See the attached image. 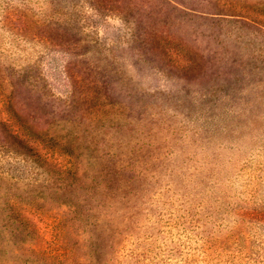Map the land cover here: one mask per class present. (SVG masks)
<instances>
[{
  "label": "rangeland",
  "instance_id": "374dc122",
  "mask_svg": "<svg viewBox=\"0 0 264 264\" xmlns=\"http://www.w3.org/2000/svg\"><path fill=\"white\" fill-rule=\"evenodd\" d=\"M0 264H264V0H0Z\"/></svg>",
  "mask_w": 264,
  "mask_h": 264
}]
</instances>
